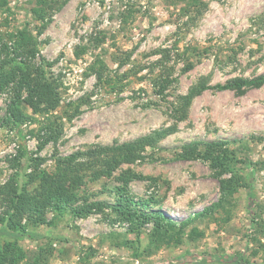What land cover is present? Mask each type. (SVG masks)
<instances>
[{
    "label": "rangeland",
    "instance_id": "1",
    "mask_svg": "<svg viewBox=\"0 0 264 264\" xmlns=\"http://www.w3.org/2000/svg\"><path fill=\"white\" fill-rule=\"evenodd\" d=\"M35 8L34 0H0V65L2 46L28 34L37 52L31 65L41 63L57 84V140L44 144L46 120L22 99L32 119L2 124L13 91L0 93V188L11 182L34 192L42 173L54 171V155L175 131L110 176L91 179L96 167L87 162L66 185L71 207L50 206L44 225L25 217L32 239L0 237L1 247L23 254L15 264H264V86L242 95L214 88L264 74V0H70L42 19ZM163 78L170 83L161 95L154 84ZM200 84L205 89L176 113L177 98ZM217 141L237 160L219 178L207 162L184 158L187 144ZM128 174L136 175L126 187L132 209L176 224L217 204L220 180L230 193L221 208L155 241L152 222L136 228L112 211ZM90 205L80 217L70 210ZM4 210L0 203V216Z\"/></svg>",
    "mask_w": 264,
    "mask_h": 264
},
{
    "label": "trees",
    "instance_id": "2",
    "mask_svg": "<svg viewBox=\"0 0 264 264\" xmlns=\"http://www.w3.org/2000/svg\"><path fill=\"white\" fill-rule=\"evenodd\" d=\"M37 8L33 10L35 17L42 19L43 13L49 9H60L70 0H34ZM188 6H197L201 0H185ZM2 51H7L6 61L0 65V93L8 88H12L13 95L9 99L2 124L17 127L28 122L32 117L28 116L20 107L18 102L22 99L23 103L31 110L33 115H39L46 120L43 129L45 131L44 144L49 141H56L57 134L53 128L54 119L52 112L59 105L60 97L57 91V84L45 75L43 65H31V59L36 55V48L32 43L31 37L24 31L19 32L15 45L2 46ZM23 60L24 62H19ZM43 62V61H42ZM9 67L6 69V67ZM188 68V66H187ZM167 78L157 80L158 93L163 94L169 85ZM264 86V74L250 79H233L223 85H217V90L233 91L237 95H242L248 89H257ZM197 85L190 89L186 96H179L176 100V113L185 112L189 101L198 95L205 88ZM25 93V96L21 94ZM77 111V108H75ZM174 128L159 129L152 133L140 137L134 141L122 144H114L109 147L96 146L91 150L76 152L66 157L54 155V171L52 173H42L39 184L34 192H29L26 185L18 188L13 183H8L0 188V203L5 205V210L0 216V237H8L14 242L29 238L35 235L27 230L22 224L25 217L33 218V225L47 224L45 219L46 210L51 206L54 211L61 212L66 207L76 201L75 195L68 192L66 185L71 179L77 177V173L86 170L87 162L95 166L91 171L90 178L95 180L101 177L110 176L111 173L121 164L134 163L142 158V153L147 148H156L158 143L166 136L174 132ZM226 142H193L183 148L184 158L189 160L200 159L207 162L219 178L221 169L232 167L237 163L235 155L229 151ZM136 178V175L128 174L121 178L120 187L116 188L119 203L112 208V211L122 217L130 225L136 228L143 227L146 223H153L152 238L161 241L168 232H182L194 220L203 218L214 209L221 208L222 198L230 193V188L225 181H219L220 193L222 198L203 211L194 214L192 217L176 224L156 211L137 212L132 209L135 203L127 194L126 187L128 182ZM34 180H31L32 183ZM95 205L84 206L79 209L70 208L76 217L91 213ZM0 245V264H15L23 259V254L17 249Z\"/></svg>",
    "mask_w": 264,
    "mask_h": 264
}]
</instances>
